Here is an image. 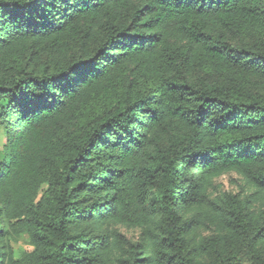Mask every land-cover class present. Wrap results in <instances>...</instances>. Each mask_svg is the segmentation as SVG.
Segmentation results:
<instances>
[{
  "label": "trees",
  "instance_id": "1",
  "mask_svg": "<svg viewBox=\"0 0 264 264\" xmlns=\"http://www.w3.org/2000/svg\"><path fill=\"white\" fill-rule=\"evenodd\" d=\"M0 131V264H264V0H0Z\"/></svg>",
  "mask_w": 264,
  "mask_h": 264
},
{
  "label": "rangeland",
  "instance_id": "2",
  "mask_svg": "<svg viewBox=\"0 0 264 264\" xmlns=\"http://www.w3.org/2000/svg\"><path fill=\"white\" fill-rule=\"evenodd\" d=\"M6 141V136L3 131H0V149ZM247 185L242 178L236 172L225 173L216 179L215 191H229V192H239L242 188ZM14 248L20 252L21 250H31L32 247L28 244L26 238H22L14 244Z\"/></svg>",
  "mask_w": 264,
  "mask_h": 264
},
{
  "label": "snow or ice",
  "instance_id": "3",
  "mask_svg": "<svg viewBox=\"0 0 264 264\" xmlns=\"http://www.w3.org/2000/svg\"><path fill=\"white\" fill-rule=\"evenodd\" d=\"M90 71V68L87 65L79 66L78 68L72 69V72L79 75L81 72H88Z\"/></svg>",
  "mask_w": 264,
  "mask_h": 264
}]
</instances>
